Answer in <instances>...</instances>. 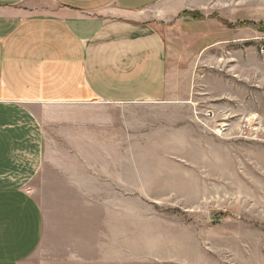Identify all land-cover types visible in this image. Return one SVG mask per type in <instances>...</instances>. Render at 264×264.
Returning <instances> with one entry per match:
<instances>
[{
    "label": "rangeland",
    "instance_id": "rangeland-1",
    "mask_svg": "<svg viewBox=\"0 0 264 264\" xmlns=\"http://www.w3.org/2000/svg\"><path fill=\"white\" fill-rule=\"evenodd\" d=\"M140 15L172 98L48 114L31 264H264V0Z\"/></svg>",
    "mask_w": 264,
    "mask_h": 264
},
{
    "label": "crops",
    "instance_id": "crops-1",
    "mask_svg": "<svg viewBox=\"0 0 264 264\" xmlns=\"http://www.w3.org/2000/svg\"><path fill=\"white\" fill-rule=\"evenodd\" d=\"M160 1L0 0V264H31L44 237L31 185L49 113L172 98L165 42L140 15Z\"/></svg>",
    "mask_w": 264,
    "mask_h": 264
}]
</instances>
